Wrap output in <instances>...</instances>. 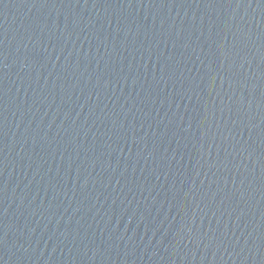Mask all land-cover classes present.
I'll return each instance as SVG.
<instances>
[{"label":"water","instance_id":"water-1","mask_svg":"<svg viewBox=\"0 0 264 264\" xmlns=\"http://www.w3.org/2000/svg\"><path fill=\"white\" fill-rule=\"evenodd\" d=\"M0 264H264V0H0Z\"/></svg>","mask_w":264,"mask_h":264}]
</instances>
